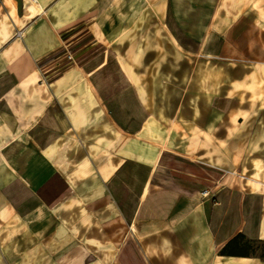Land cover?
Listing matches in <instances>:
<instances>
[{"label":"crops","instance_id":"obj_1","mask_svg":"<svg viewBox=\"0 0 264 264\" xmlns=\"http://www.w3.org/2000/svg\"><path fill=\"white\" fill-rule=\"evenodd\" d=\"M0 264H264V0H0Z\"/></svg>","mask_w":264,"mask_h":264},{"label":"rangeland","instance_id":"obj_2","mask_svg":"<svg viewBox=\"0 0 264 264\" xmlns=\"http://www.w3.org/2000/svg\"><path fill=\"white\" fill-rule=\"evenodd\" d=\"M86 27V25H81V26H79V28H77V29H75V30H73V32L72 33H70L69 35H72V34H74V33H76V32H78L79 31V33L80 32H82V33H84V28ZM91 34H88V33H85V35H84V37H82L81 39H80V41L78 42V43H73V44H69V43H67V44H69L68 46H67V48H72V50L73 49H77V47H79V46H81V45H83V44H85V43H87L90 39H91ZM97 47H95V48H97V49H99L100 47V45L99 44H97L96 45ZM94 49V48H93ZM63 51H64V48H63ZM74 51V50H73ZM92 51V50H91ZM94 51V50H93ZM218 51H221L220 49H218ZM61 58L59 59V62L56 64V60L55 61H52V63H50L51 65H53V66H55V67H57V66H59V65H63V64H65L68 60L65 58V56L64 55H61L60 56ZM71 62V61H70ZM55 64V65H54Z\"/></svg>","mask_w":264,"mask_h":264},{"label":"built area","instance_id":"obj_3","mask_svg":"<svg viewBox=\"0 0 264 264\" xmlns=\"http://www.w3.org/2000/svg\"><path fill=\"white\" fill-rule=\"evenodd\" d=\"M64 56L68 61H73V50L72 48H64ZM203 194L206 196L208 195V191L203 192Z\"/></svg>","mask_w":264,"mask_h":264},{"label":"trees","instance_id":"obj_4","mask_svg":"<svg viewBox=\"0 0 264 264\" xmlns=\"http://www.w3.org/2000/svg\"><path fill=\"white\" fill-rule=\"evenodd\" d=\"M222 252L225 253V252H226V248H223V249H222ZM228 252H229V253H232L231 251H228Z\"/></svg>","mask_w":264,"mask_h":264}]
</instances>
